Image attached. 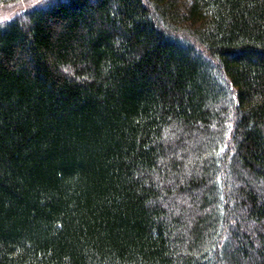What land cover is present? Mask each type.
Instances as JSON below:
<instances>
[{
    "label": "trees",
    "instance_id": "trees-1",
    "mask_svg": "<svg viewBox=\"0 0 264 264\" xmlns=\"http://www.w3.org/2000/svg\"><path fill=\"white\" fill-rule=\"evenodd\" d=\"M0 264H264V0L1 22Z\"/></svg>",
    "mask_w": 264,
    "mask_h": 264
},
{
    "label": "rangeland",
    "instance_id": "rangeland-1",
    "mask_svg": "<svg viewBox=\"0 0 264 264\" xmlns=\"http://www.w3.org/2000/svg\"><path fill=\"white\" fill-rule=\"evenodd\" d=\"M41 1L42 0H23L13 5L3 6L0 9V23L17 16L20 12L25 10V8H30Z\"/></svg>",
    "mask_w": 264,
    "mask_h": 264
}]
</instances>
